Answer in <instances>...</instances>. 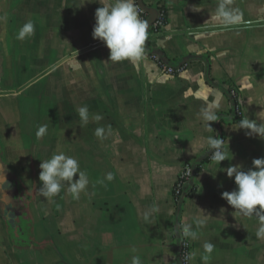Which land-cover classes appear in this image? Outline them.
Masks as SVG:
<instances>
[{
	"label": "crops",
	"instance_id": "0c3cea01",
	"mask_svg": "<svg viewBox=\"0 0 264 264\" xmlns=\"http://www.w3.org/2000/svg\"><path fill=\"white\" fill-rule=\"evenodd\" d=\"M140 1L148 24L163 8L168 25L149 36V24L152 45L147 40L145 59L133 64L109 61L110 50L92 37L94 13L110 0H0V264H131L133 255L142 264H180L183 242L195 253L189 264H204L205 242L215 245L209 264H264L260 218L221 196L236 187L224 169L246 170L264 157V140L236 129L245 116L264 121V0H231L242 15L227 28L214 19L219 0ZM29 20L35 35L17 39ZM152 52L184 70L164 73ZM84 105L103 119L82 124L77 109ZM204 108L219 116L212 131ZM45 124L48 146L33 155L27 129L36 134ZM218 134L229 160L202 163L207 137ZM59 152L89 177L79 199L66 182L54 198L39 195L41 160ZM193 162H201L196 191L180 207L174 187ZM152 206L158 211L146 223ZM185 224L198 239H181Z\"/></svg>",
	"mask_w": 264,
	"mask_h": 264
},
{
	"label": "clouds",
	"instance_id": "9594fccd",
	"mask_svg": "<svg viewBox=\"0 0 264 264\" xmlns=\"http://www.w3.org/2000/svg\"><path fill=\"white\" fill-rule=\"evenodd\" d=\"M194 10L199 11V8ZM241 15L239 9L231 6V0H219L214 19L227 28L236 24L241 19ZM94 18L95 24L92 37L101 41L110 50L109 61H128L135 64L145 59L149 24L148 21L140 18L137 0H110L109 3L103 4L96 9ZM35 30V24L29 20L18 30L17 39L25 40L31 38L35 35ZM77 112L81 123L87 124L91 116L88 106L79 107ZM200 116L204 121V126L209 131L213 130L210 122L219 120L216 112L208 108L202 109ZM91 119L99 122L103 117L100 114H96L91 116ZM237 124L238 127L236 129L245 130L247 137H259L264 140V121L258 123L257 120L245 116ZM47 132L48 125H41L38 127L36 136L41 138ZM105 133L104 127L95 129V135L98 138L104 139ZM207 144L208 151L210 149L213 150L211 154L213 162L220 164L222 161L229 160L228 152L223 147L222 138L216 135L209 136L207 137ZM39 167L41 169L39 173L41 187L38 192L41 197L45 199L56 197L65 188V182L67 191L72 195L73 199H79L80 193L87 191L90 182L89 177L85 171L80 169L79 161L75 157L66 155L64 152L54 153L50 158L41 160ZM223 171H226L229 178H234L236 187L231 192H222V198L242 215L247 217L258 216L261 224L257 229L256 235L257 238H264V215H262L264 213V157L254 158L252 166L246 170L243 165L236 164L228 166ZM0 176L4 179L2 172H0ZM74 177L78 178L74 179ZM105 179L112 181L114 176L112 173H108ZM97 183L103 184L104 181L100 180ZM157 211L158 208L155 206L147 210L144 213L145 222L151 223V217ZM224 211V208L220 209L221 215H223ZM204 223V220L196 221L198 227H202ZM179 235L181 239H198V232L193 230L191 224H185ZM203 250L201 259L204 264H209L215 245L211 242H205ZM131 251L135 253L137 249L133 247ZM194 257L195 253H191L186 259L192 260ZM131 264H142L140 256L133 255Z\"/></svg>",
	"mask_w": 264,
	"mask_h": 264
},
{
	"label": "built area",
	"instance_id": "2783aa9c",
	"mask_svg": "<svg viewBox=\"0 0 264 264\" xmlns=\"http://www.w3.org/2000/svg\"><path fill=\"white\" fill-rule=\"evenodd\" d=\"M138 7H139V14L140 18L144 20L145 15V7L143 6L142 2L138 0ZM164 13L160 9L157 10V13L155 15L154 21L150 27V30L152 26L155 28H158L159 30H164L166 27L164 25L163 19ZM150 58L156 62L164 71V73L170 74V75H176L180 74L184 68H174L167 65V61L164 59L163 55L159 52H152L150 54ZM220 138H222L221 134H218ZM224 144L225 141L223 140ZM223 144V147H224ZM213 150H210V152L204 156L209 157L211 159V154ZM201 162H193L186 165L184 171L180 175L175 187H174V200L176 201L178 206H182L183 203L189 198V194L195 187L194 179L196 177V174L198 173V166ZM189 256V247L188 245L183 242L180 246V260L183 264H189V260L186 259ZM183 257L185 258L183 260Z\"/></svg>",
	"mask_w": 264,
	"mask_h": 264
},
{
	"label": "trees",
	"instance_id": "16d2710c",
	"mask_svg": "<svg viewBox=\"0 0 264 264\" xmlns=\"http://www.w3.org/2000/svg\"><path fill=\"white\" fill-rule=\"evenodd\" d=\"M158 9H160L161 11H163V13H164V18L162 19L163 20V22H164V25H165V27H167V25H168V12L166 11V9H163V8H158ZM148 14H149V10L145 7V15H144V20H146V21H148V18H149V16H148ZM164 30H159L158 28H155L154 26H152V28H151V30H150V32H149V36H154V35H156V36H158V35H160L162 32H163ZM151 38V37H150ZM148 49L151 47V45H152V42L150 41V40H148ZM149 54H151V53H149ZM232 114H236L237 113V110H238V105H237V101H236V99L234 98V96H232ZM222 137V139L224 140V137H223V135L221 136ZM212 159H210L209 157H204L203 158V160L201 161L202 163H205V162H209V161H211ZM198 169H200V165L198 166ZM195 191H196V188L194 187L193 188V190L191 191V193L189 194V198L191 197V196H193L194 195V193H195ZM180 207H181V205H180Z\"/></svg>",
	"mask_w": 264,
	"mask_h": 264
},
{
	"label": "rangeland",
	"instance_id": "374dc122",
	"mask_svg": "<svg viewBox=\"0 0 264 264\" xmlns=\"http://www.w3.org/2000/svg\"><path fill=\"white\" fill-rule=\"evenodd\" d=\"M32 128L27 129V137L31 141L29 143V146L32 148V154H40V151H37L35 148L42 149L44 146H48L47 143L48 141L46 140V137L43 136L41 138H37L36 134H32ZM35 150V151H34ZM37 161L39 160L38 157H36ZM180 264H183L182 261H180Z\"/></svg>",
	"mask_w": 264,
	"mask_h": 264
},
{
	"label": "water",
	"instance_id": "95a60500",
	"mask_svg": "<svg viewBox=\"0 0 264 264\" xmlns=\"http://www.w3.org/2000/svg\"><path fill=\"white\" fill-rule=\"evenodd\" d=\"M154 18H155V16H154ZM154 18L149 22L150 27H151V25H152V23H153V21H154ZM9 220H10V224H11L12 227H13L15 237H16L17 239L20 238V234H19V219H18V217H15V216L12 215V216L9 218ZM180 261H181V260H180Z\"/></svg>",
	"mask_w": 264,
	"mask_h": 264
}]
</instances>
